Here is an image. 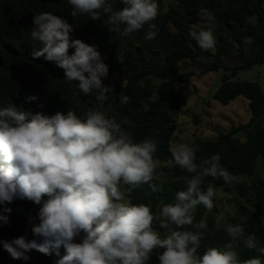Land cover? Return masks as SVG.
I'll use <instances>...</instances> for the list:
<instances>
[{"label":"clouds","instance_id":"obj_1","mask_svg":"<svg viewBox=\"0 0 264 264\" xmlns=\"http://www.w3.org/2000/svg\"><path fill=\"white\" fill-rule=\"evenodd\" d=\"M67 4L72 18L86 15L98 20L103 15L111 33L128 36L143 31L145 40L157 35V0H67ZM207 19L211 24L214 17L208 13ZM32 24L30 40L40 44L34 57L55 63L64 70L66 82H78L79 91L94 93L97 101L104 102L115 92L104 83L108 65L95 46L72 38L74 28L66 18L43 11L33 16ZM189 35L202 50L215 49L211 27L193 25ZM118 95L120 104L126 105L128 95L124 91ZM37 99L28 96L25 102ZM157 151L153 138L134 139L101 111L89 109L78 115L69 108L48 115L18 110L15 104L0 107V227L10 223L12 209L6 205L16 199L40 206L35 218L28 217L35 238L22 235L0 241L3 249L12 259L28 260L26 253L32 250L55 254V264H149L158 249L159 264H264V246L255 234L248 235L244 244L260 255L241 258L238 249L245 229L228 222L223 212L216 215L215 227L222 228L229 240L201 251L207 213L218 197L214 185L204 187L205 178L231 186L243 177L230 173L219 154L197 160L196 149L185 143H170V158L164 161ZM176 167L186 175L184 188L172 202L161 200L153 208L126 196L134 190L145 196L159 193L160 170ZM200 207L206 211L197 220ZM260 222L264 225V216Z\"/></svg>","mask_w":264,"mask_h":264},{"label":"trees","instance_id":"obj_2","mask_svg":"<svg viewBox=\"0 0 264 264\" xmlns=\"http://www.w3.org/2000/svg\"><path fill=\"white\" fill-rule=\"evenodd\" d=\"M177 1L180 10L169 7L158 14L154 21L157 35L153 40H145L143 31L128 36L111 33L103 15L98 20L86 15L72 18L67 0H0V107L15 104L18 110L43 111L48 115L57 111L66 113L69 108L78 115H83L89 109L101 111L131 133L134 139L153 138L157 142V157L164 161L170 158L172 124L185 106L184 99L176 93V89L187 85L192 75L179 72V62L189 60L197 68V74L224 69L226 73L221 76V83L213 98L225 105L236 97H244L248 100L250 111L247 124L220 134L214 140H196L197 160L219 154L221 164L230 173L240 176L250 175L255 158L260 156L264 170V94L254 82L230 81L239 71L264 62V0ZM115 6L120 7L119 4ZM43 11L66 18L74 28L72 38L95 46L103 62L108 65L109 75L121 76L125 84L114 87L115 92L110 93L106 101H97L94 93L84 95L77 87L78 82L68 83L64 80L63 69L43 57L33 56L40 44L30 40L32 20L35 14ZM203 12L207 22L208 13L214 17L210 25L217 22V28L234 40L237 58L233 67H224L219 58L210 64L199 61L200 57L209 56V53L198 46L189 32L201 20ZM251 19L255 20L252 24L249 22ZM244 38L250 40L248 53L244 51ZM219 40H222L221 37ZM215 48L219 56L225 52V47L221 45H215ZM149 78L160 80L154 99ZM121 91L129 97L126 105L119 102L118 94ZM28 96H37L38 99L27 103L25 98ZM39 104H43L44 108H39ZM237 131L245 133V142L233 137ZM159 174V193L145 196L141 190H134L126 192V196L133 203H151L153 208L161 200L172 202L175 193L184 188L183 177L186 173L176 167L163 168ZM208 184L214 185L217 191L224 185L222 180L206 177L204 187ZM251 189L264 215V185H253ZM6 206L12 209L8 214L10 223L0 227V241H11L22 235L29 240L35 238L28 217L35 218L40 206L20 199ZM205 211L203 207L198 208L196 219H202ZM218 213L216 205L207 213L208 229L201 251L204 246H222L229 240L222 228L215 227ZM227 220L242 224L245 229L238 249L241 258L259 256L257 251L246 248L244 244L248 235L255 234L260 245L264 246V226L259 217L250 216L242 220L227 217ZM34 222L38 223V220ZM160 251L153 252L149 264H159L157 257ZM60 254L64 255L63 248ZM26 255L28 260L12 259L0 244V264H55L58 259L55 254L47 256L36 250Z\"/></svg>","mask_w":264,"mask_h":264},{"label":"rangeland","instance_id":"obj_3","mask_svg":"<svg viewBox=\"0 0 264 264\" xmlns=\"http://www.w3.org/2000/svg\"><path fill=\"white\" fill-rule=\"evenodd\" d=\"M157 2L159 4V14L167 11L169 7L180 10L177 0H157ZM249 22L252 24L255 20L251 19ZM195 25L205 30L211 27L216 39L215 45L225 47V52L222 55L219 56L215 48L208 51L209 56L200 57L199 61L210 64L216 58H219L224 67H233L237 58L234 40L227 37L225 32L217 28V22L210 25L205 20L204 12L201 20ZM219 37L222 40H219ZM243 47L244 51L248 53L250 48L249 39H243ZM196 71L197 68L192 66L189 60L179 62V72L192 73V75L189 77L187 85L176 89V93L184 99L185 106L172 124V135L170 138V143H185L194 148L196 140H214L220 134H225L231 129L245 125L250 120L248 100L244 97H236L225 105L218 103L213 98L221 83V76L226 73L224 69L221 68L205 74H197ZM148 80L153 87L154 94L152 99H154L157 97L156 90L160 85V80L155 78H149ZM230 81L254 82L258 84L264 94V62L250 69L239 71L230 78ZM104 83L113 87H120L125 84L118 74L109 75L104 80ZM233 137L245 142L246 136L243 131H237L233 134ZM240 176L243 177V181L240 184L223 185L218 191L215 205L218 207L219 213L223 212L226 218L236 217L242 220L250 216H258L260 219L264 216L263 208L256 202L251 187L253 185H264V170L261 157L257 156L255 158L250 175ZM160 231L163 232L164 230Z\"/></svg>","mask_w":264,"mask_h":264}]
</instances>
